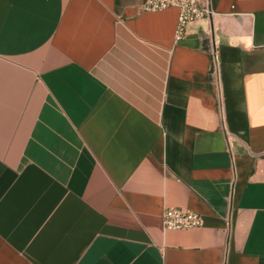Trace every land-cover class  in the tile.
I'll return each instance as SVG.
<instances>
[{"label": "crops", "instance_id": "0c3cea01", "mask_svg": "<svg viewBox=\"0 0 264 264\" xmlns=\"http://www.w3.org/2000/svg\"><path fill=\"white\" fill-rule=\"evenodd\" d=\"M146 1L0 0V264H264V0Z\"/></svg>", "mask_w": 264, "mask_h": 264}, {"label": "built area", "instance_id": "2783aa9c", "mask_svg": "<svg viewBox=\"0 0 264 264\" xmlns=\"http://www.w3.org/2000/svg\"><path fill=\"white\" fill-rule=\"evenodd\" d=\"M171 8L178 11L176 42L186 38L191 25L213 16V11L209 7L201 5L200 0H147L143 6V10L146 12H162ZM211 52L215 56L216 48L214 47ZM162 220L165 229L169 231L191 230L202 226L200 215L180 208L166 209Z\"/></svg>", "mask_w": 264, "mask_h": 264}]
</instances>
